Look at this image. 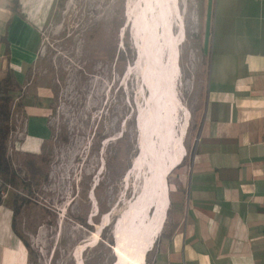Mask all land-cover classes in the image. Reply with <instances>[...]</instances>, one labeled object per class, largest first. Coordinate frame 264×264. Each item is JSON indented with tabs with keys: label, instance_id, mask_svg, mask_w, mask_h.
Listing matches in <instances>:
<instances>
[{
	"label": "rangeland",
	"instance_id": "1",
	"mask_svg": "<svg viewBox=\"0 0 264 264\" xmlns=\"http://www.w3.org/2000/svg\"><path fill=\"white\" fill-rule=\"evenodd\" d=\"M208 4L209 0H179L185 38L176 87L183 108L190 112L183 137L184 163L190 161L206 98L212 36ZM136 7L137 0H55L39 32V46L19 95L26 106L45 108L48 127L42 109L27 108L25 129L30 140H26L23 106H15L18 98L12 110L14 164L31 150L44 157L48 172L15 218V232L30 245L27 264L116 260L112 247L120 242L114 237V225L140 181L134 173L125 179L138 154L136 116L135 129L131 120L147 94L136 42L140 34H134ZM183 113L180 109L176 131ZM47 129L46 138L35 143L34 138L44 137ZM141 170L145 173V166ZM174 177L175 170L167 177L171 194ZM6 194L9 206L12 189Z\"/></svg>",
	"mask_w": 264,
	"mask_h": 264
},
{
	"label": "crops",
	"instance_id": "2",
	"mask_svg": "<svg viewBox=\"0 0 264 264\" xmlns=\"http://www.w3.org/2000/svg\"><path fill=\"white\" fill-rule=\"evenodd\" d=\"M54 1L0 0V74L24 80ZM207 17L206 98L147 264H264V0H209ZM22 106L30 140L27 108L42 109L47 126L46 111ZM12 222L1 195L0 264H27Z\"/></svg>",
	"mask_w": 264,
	"mask_h": 264
},
{
	"label": "bare ground",
	"instance_id": "3",
	"mask_svg": "<svg viewBox=\"0 0 264 264\" xmlns=\"http://www.w3.org/2000/svg\"><path fill=\"white\" fill-rule=\"evenodd\" d=\"M133 21L134 34H140L139 40L136 41L140 48L139 57H141L143 69L147 73L149 90L143 82L147 90L145 102L148 100V92H150V102L139 110V113L142 114L140 122L143 138L142 152L139 157L136 156V163L125 177L127 181L128 176L134 173L137 179L140 178V181L134 197L119 216L117 225L119 226L121 221H127L128 227L126 228L129 229H120L121 235L125 234L124 230L133 228L134 231L136 225H131L132 218L139 217L140 214L145 216L149 213L146 221L141 220L143 227L141 230L144 232L142 248L145 250L147 247L148 251L162 229L170 205L167 177L185 155L183 137L189 124L190 112L187 108H183L176 87L180 73V45L185 38V29L179 0H137ZM180 109H183L184 117L176 131ZM143 166L146 169L145 173H142L141 170ZM170 167L172 168L170 169ZM168 169L170 170L166 174L165 186L162 174ZM159 173H161L164 187L163 206L160 220L151 221L150 215L154 207L151 203L156 196L153 183L155 174ZM136 195L139 196L138 200L133 203ZM128 208H131L132 211H128ZM116 240L119 241L117 238ZM114 248L118 254V260L112 264H144L143 261L139 263L133 260L121 249L120 244Z\"/></svg>",
	"mask_w": 264,
	"mask_h": 264
},
{
	"label": "trees",
	"instance_id": "4",
	"mask_svg": "<svg viewBox=\"0 0 264 264\" xmlns=\"http://www.w3.org/2000/svg\"><path fill=\"white\" fill-rule=\"evenodd\" d=\"M127 47L128 51H130L128 43ZM121 56L123 57L124 53ZM20 91V82L13 69L9 68L0 74V189L3 190L8 187L12 189L9 207L12 210V225L14 229L16 216L30 202L32 196L48 178V172L43 165L45 162L44 157L37 155L31 150H25L20 163L15 165L10 153L12 136L16 131V125L12 119V110L15 98H18L15 106H22L21 95H19ZM135 116L136 112L134 109L131 120L133 127ZM180 164L172 171L180 166ZM2 200L4 201V199ZM104 237L102 235V238ZM109 243L114 245L111 237L109 238ZM26 247L30 250L29 244H26ZM148 254L149 251L145 255L146 259L148 258Z\"/></svg>",
	"mask_w": 264,
	"mask_h": 264
},
{
	"label": "water",
	"instance_id": "5",
	"mask_svg": "<svg viewBox=\"0 0 264 264\" xmlns=\"http://www.w3.org/2000/svg\"><path fill=\"white\" fill-rule=\"evenodd\" d=\"M141 79H142V82H144L146 84V87L148 88L147 90H149L148 83H147V73H146V71L144 69H142V72H141ZM147 99L148 100L146 102L144 101V107L147 106V104L150 102V92H148ZM141 117H142V114L139 113V111H138V113L136 115V119H135L138 131H139V136H138V143L139 144H138L137 157H139L141 152H142V147L141 146H142V139L143 138H142V130H141V124H140ZM146 138H148V137H146ZM135 163H136V158H135V160L133 162L132 168H133ZM172 167H170V169ZM170 169H168L165 173L162 174L165 186H166V174L168 173V171ZM153 186L156 189V196L152 200V203H151V205H153L154 207H153V210H152V213H151L150 216H151V221H156V220H160L159 217H160L161 212H162V206H163L162 203H163V199H164L163 198V196H164V187H163L162 180H161V173H159L157 175L155 174ZM135 197L136 198H134L133 203L138 200L139 196L136 195ZM0 200H1V189H0ZM166 209H167V207H166ZM128 211L131 212L132 211L131 208H128ZM128 214H130V213H128ZM148 217H149V213L145 214V216H142L140 214L139 217H136V216L133 217L132 218L133 221H132L131 225L135 224L136 225V229L134 231H133V228L130 229V230H124L125 234H122V235H121L122 232H121L120 229H124V228L128 227L127 226V221L126 222L121 221L120 225L118 226L117 223L119 222V220L117 219V221H116V223L114 225V232H113L114 233V237L117 238L120 241L121 249L127 255H129L133 260L138 261L139 263H141V261L144 262L145 252L147 251V247L145 248V250L142 248V243H143L142 240H143V233L144 232H143V230H141L143 228L142 225H141V220L142 221H146L148 219ZM162 223H163V219L161 220V225H162ZM126 229H129V228H126ZM112 248L114 250V253H115V256H116V260H118V254L116 253V249L114 247H112Z\"/></svg>",
	"mask_w": 264,
	"mask_h": 264
},
{
	"label": "built area",
	"instance_id": "6",
	"mask_svg": "<svg viewBox=\"0 0 264 264\" xmlns=\"http://www.w3.org/2000/svg\"><path fill=\"white\" fill-rule=\"evenodd\" d=\"M254 1H262V0H254ZM8 188H9V187H8ZM8 188H7V189H8ZM7 189H3V190H1V195H2L3 197H6V195H7V194H6V190H7Z\"/></svg>",
	"mask_w": 264,
	"mask_h": 264
}]
</instances>
